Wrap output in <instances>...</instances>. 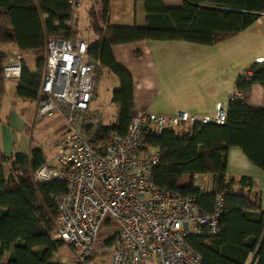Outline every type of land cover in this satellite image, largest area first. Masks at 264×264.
Wrapping results in <instances>:
<instances>
[{"label":"trees","instance_id":"16d2710c","mask_svg":"<svg viewBox=\"0 0 264 264\" xmlns=\"http://www.w3.org/2000/svg\"><path fill=\"white\" fill-rule=\"evenodd\" d=\"M111 0H98L88 12V29L98 39L91 44L90 56L99 61L120 82L112 103L117 108L119 125L102 129L100 144L110 134L126 135L134 110V82L129 71L113 56V47L137 41H182L214 46L254 25L264 14V0H182L179 8H167L162 0H144L145 27H117L109 24ZM40 16H46L47 35L66 32L73 16L68 0H0V96L4 94L3 67L10 54L3 49L15 45L22 52L46 51V40L34 28ZM37 73L24 63L17 96L36 100L42 79L44 59H38ZM247 81L239 78L236 89L243 100L230 99L225 125L196 124L179 133L167 131L152 136L148 144L158 147L160 162L153 170V182L196 199L197 205L212 212L218 194L225 197L220 233L215 237L191 236L189 243L203 264H246L251 255L264 264V211L259 194H252L254 181L245 178L240 192L235 181L227 178L230 149L239 148L248 160L264 173V107L249 104L252 88L264 89V59L254 63ZM47 157L39 149L29 156H0V264H57L55 256L64 247L53 240L60 198L68 185L57 181L38 185L33 173L45 165ZM11 165L7 174L4 165ZM213 177V186L205 193L194 187L195 175ZM244 189H248L244 193ZM115 239L108 241L111 245ZM94 253L90 256L89 261Z\"/></svg>","mask_w":264,"mask_h":264},{"label":"built area","instance_id":"2783aa9c","mask_svg":"<svg viewBox=\"0 0 264 264\" xmlns=\"http://www.w3.org/2000/svg\"><path fill=\"white\" fill-rule=\"evenodd\" d=\"M68 1L73 6L67 23L71 34L47 37L36 99L38 119L58 116L65 127L53 159L33 173L35 184L61 181L68 185V193L59 200L53 240L68 248L71 256L65 262L90 264L102 228L114 226L110 264H203L189 238L220 233L225 197L218 194L209 213L193 196L158 187L153 182V170L161 152L148 140L183 126L225 125L228 105L217 104L214 115L204 118L187 112L174 116L133 113L126 135L112 133L101 145L102 129L118 126L119 119H107L101 110L93 108L102 66L90 56L91 31L74 34L76 8L81 2ZM24 63L22 51H11L3 67L4 79L19 81ZM250 75V71L245 72L241 82ZM230 99L243 100L244 96L236 89ZM193 183L205 193L209 175H195Z\"/></svg>","mask_w":264,"mask_h":264},{"label":"crops","instance_id":"0c3cea01","mask_svg":"<svg viewBox=\"0 0 264 264\" xmlns=\"http://www.w3.org/2000/svg\"><path fill=\"white\" fill-rule=\"evenodd\" d=\"M79 1L86 5L88 22L86 29H88V12L93 6L98 7V0ZM162 1L167 8L182 6V0ZM46 20V16L39 17L34 33L40 39L47 41L49 35L44 31ZM146 23L147 13L144 0H111L109 13L111 26L145 27ZM97 40L96 38L91 44ZM3 49L11 52L18 48L15 45H6ZM112 50L116 62L126 68L133 77V113L153 112L174 116L187 112L198 118L213 116L217 104L228 105L240 76L247 72L254 63L263 61L264 14L247 30L214 46H202L182 41L144 40L115 45ZM29 52L31 51L23 52L25 64L32 73H37V64L35 69L28 64L26 55ZM32 52L36 57V62L39 58L44 59L45 62L42 54ZM103 71L115 77L113 91L120 87L119 79L107 68H102L93 108L101 110L107 119L118 118L117 108L112 103L114 92L109 97L110 105L104 102L106 97L102 96ZM7 82L12 83V88L8 89L7 85H4V94L0 96V156H29L34 148L41 149L46 155L42 145L44 144L42 135L50 130L55 138L52 149L56 150V145L62 138L65 128L62 118L47 117L50 121L44 125L41 122L43 120L36 116V100H26L17 96L19 81L5 80V84ZM249 104L255 108L264 107V89L260 85L253 86ZM42 127L44 128L41 131ZM187 127L183 126L174 131L179 133ZM50 160L47 157V162ZM10 168L9 163L4 165L7 174L10 173ZM227 178L235 181L236 192L241 191L245 178H251L254 181L252 194L260 195L261 207L264 211V173L253 165L239 148H232L229 151ZM213 180V177L209 175V190L213 186ZM247 192L248 189H244V193ZM105 229L110 230L114 227H105ZM70 256L63 257L62 262L56 259L54 262L66 264L65 260ZM246 264H257L255 256L251 255Z\"/></svg>","mask_w":264,"mask_h":264},{"label":"rangeland","instance_id":"374dc122","mask_svg":"<svg viewBox=\"0 0 264 264\" xmlns=\"http://www.w3.org/2000/svg\"><path fill=\"white\" fill-rule=\"evenodd\" d=\"M76 16L78 18V24L76 26L77 31H75L74 34H78V33H80V31L83 32V30H85L87 28V23H88L87 22V9H86L85 4H81L80 6H78L76 8ZM95 39H94V36L92 35L91 36V42H94ZM42 56L43 57L46 56V51H44L42 53ZM26 57H27V61H28V64L30 65V67L32 69H35L36 68V57L33 55V52L32 51L29 52L26 55ZM43 73H44V67L42 70V75H43ZM114 78L115 77L113 75L107 73L106 71H103V78H102V82H101V92H102V96L106 97V99H104V102L107 105H110L111 100L109 97H111L112 93L114 92L112 90ZM5 85H7L8 89L12 88V83L7 82ZM29 104H31V103H29ZM42 120L43 121H41V122L44 125H47L48 124L47 122L50 121L47 118H44ZM43 128L44 127H42L41 131L43 130ZM50 131H45L44 134L42 135L43 140H44V144H42V145L44 146L46 155H47L49 160L52 159V157L55 154L54 148L52 149L53 140L55 138L52 136ZM111 227H114V226H111ZM115 231H116L115 229L107 230L105 228H102L101 234L99 237V241H98L97 251L94 253L93 257L91 258L90 264H110L111 254H110V249H109L110 245H108V241H110L111 239H115ZM67 256H70L69 252H68V248L66 246H64L60 250L58 255L55 256L54 259H56L58 262H62L61 259L63 257H67ZM66 263L69 264L68 262H66Z\"/></svg>","mask_w":264,"mask_h":264}]
</instances>
